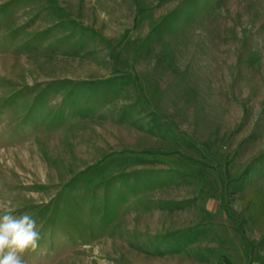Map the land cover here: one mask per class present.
<instances>
[{
	"label": "rangeland",
	"instance_id": "obj_1",
	"mask_svg": "<svg viewBox=\"0 0 264 264\" xmlns=\"http://www.w3.org/2000/svg\"><path fill=\"white\" fill-rule=\"evenodd\" d=\"M0 206L27 264H264V0H0Z\"/></svg>",
	"mask_w": 264,
	"mask_h": 264
},
{
	"label": "clouds",
	"instance_id": "obj_2",
	"mask_svg": "<svg viewBox=\"0 0 264 264\" xmlns=\"http://www.w3.org/2000/svg\"><path fill=\"white\" fill-rule=\"evenodd\" d=\"M40 238L32 215H16L14 208L0 206V264H27L25 255L38 249Z\"/></svg>",
	"mask_w": 264,
	"mask_h": 264
},
{
	"label": "trees",
	"instance_id": "obj_3",
	"mask_svg": "<svg viewBox=\"0 0 264 264\" xmlns=\"http://www.w3.org/2000/svg\"><path fill=\"white\" fill-rule=\"evenodd\" d=\"M260 163H261V161L253 163L252 164L253 168L255 166L259 165ZM249 175H250V172H247L246 173V177L249 176ZM226 177H227L226 173H225V175H222V180H221L222 183H221L220 189L218 190V193L214 192V188H213L214 186L209 184V183H208V189L207 190L210 191L209 194H211V196H213L215 198H217V197L219 198V200H217V202H218L217 203V208L218 207L220 208L223 218L225 220L227 219L226 221L229 222V227H231L240 236L241 241H242V246H243L244 250L247 249L248 252H257V248H258L257 245H255L253 247L250 246L249 245L250 242L248 241V237L246 236L244 231L241 230L240 228H238L236 226V224H234L233 215H232L233 212L231 210H229L230 207H229V204H228V197H229V194H230L229 193L230 190L231 189L241 188V187L245 186V183H247V182H244V183L243 182H237L236 183V181L230 182L232 180L228 179L229 177H227V178ZM246 177H243V179H246ZM245 181H247V180H245ZM231 187H233V188H231ZM207 212H208V210H207ZM208 213H210V212H208ZM226 215H227V217H226ZM221 242L225 243V240L221 241ZM248 249H250L251 251L248 250ZM222 259H223V262L226 263V264H234L232 262V260L227 255L222 256Z\"/></svg>",
	"mask_w": 264,
	"mask_h": 264
}]
</instances>
